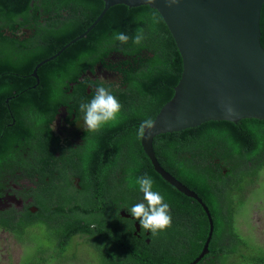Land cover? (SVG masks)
<instances>
[{
    "label": "trees",
    "instance_id": "trees-1",
    "mask_svg": "<svg viewBox=\"0 0 264 264\" xmlns=\"http://www.w3.org/2000/svg\"><path fill=\"white\" fill-rule=\"evenodd\" d=\"M103 8L101 0H0V195L25 202L0 211V230L23 238L33 228L44 231L40 260L29 264H64L81 245L95 252V264H190L208 237L207 216L154 171L140 144L142 121H153L173 96L180 54L148 6H111L70 43ZM259 24L264 49V3ZM116 31L129 36L127 44L112 41ZM137 33L141 45L133 43ZM101 79L120 114L95 132L82 124L73 148L76 138L60 139L51 125L60 108L68 121L82 119L79 103L91 99ZM153 150L211 215L207 253L195 264H264V248L237 227L246 197L261 187L264 120L205 122L156 136ZM144 175L169 204L171 223L154 234L126 211L142 198L137 178Z\"/></svg>",
    "mask_w": 264,
    "mask_h": 264
},
{
    "label": "water",
    "instance_id": "water-1",
    "mask_svg": "<svg viewBox=\"0 0 264 264\" xmlns=\"http://www.w3.org/2000/svg\"><path fill=\"white\" fill-rule=\"evenodd\" d=\"M101 1L104 8L100 15L70 43L82 38L111 6H148L160 14L180 54L182 72L173 96L158 111L150 133L142 131L140 144L154 171L177 191L197 201L207 216L209 233L199 257L190 263L195 264L207 253L213 232L211 215L192 190L160 166L153 140L205 122L264 120V49L259 24L264 0H177L171 6L167 0ZM51 59L35 66L32 75L37 78L38 67ZM225 105L231 106L235 114H226Z\"/></svg>",
    "mask_w": 264,
    "mask_h": 264
},
{
    "label": "clouds",
    "instance_id": "clouds-1",
    "mask_svg": "<svg viewBox=\"0 0 264 264\" xmlns=\"http://www.w3.org/2000/svg\"><path fill=\"white\" fill-rule=\"evenodd\" d=\"M169 6L177 3V0H167ZM144 40L143 33H137L133 38V43L141 45ZM113 42L127 44L129 36L124 32L116 31L112 37ZM104 80L94 87V94L91 99L79 103V111L82 113L83 126L90 131H98L104 126L117 119L121 111V104L113 92L105 86ZM225 112L234 115L231 106L225 105ZM153 121L146 119L142 121L140 130L150 133ZM153 180L144 175L137 178L138 192L142 193V198L131 204L126 211L131 217L139 221L140 226L156 233L164 230L171 223L169 214V204L164 201L160 192L153 190Z\"/></svg>",
    "mask_w": 264,
    "mask_h": 264
},
{
    "label": "rangeland",
    "instance_id": "rangeland-1",
    "mask_svg": "<svg viewBox=\"0 0 264 264\" xmlns=\"http://www.w3.org/2000/svg\"><path fill=\"white\" fill-rule=\"evenodd\" d=\"M258 184L261 187L255 186L257 187L254 189L255 192L248 194L244 207L239 210L237 227L241 235L264 248V170L259 175ZM44 235L41 228L31 229L25 238L0 230V264H29L32 260L39 261L38 251L43 247ZM66 257L64 264H95L96 262L95 252L85 245L69 250Z\"/></svg>",
    "mask_w": 264,
    "mask_h": 264
},
{
    "label": "flooded vegetation",
    "instance_id": "flooded-vegetation-1",
    "mask_svg": "<svg viewBox=\"0 0 264 264\" xmlns=\"http://www.w3.org/2000/svg\"><path fill=\"white\" fill-rule=\"evenodd\" d=\"M59 111L60 114L56 116L55 120L53 121V124L51 125V128L53 129L54 134L62 140L68 138L69 142L70 141L73 142L72 139L75 137L77 142L71 143V146H74L75 144V146L73 147L75 148L76 145L81 142L80 135L82 134V128L80 126L83 124V121L81 119L76 120L75 115H72L68 121L67 117L69 114L66 111V109L60 108ZM55 155L59 156V153H56ZM24 203L25 202L15 197L13 194L6 192L5 194L0 195V211L5 210L12 206L21 208L23 207ZM27 203L28 202H26V204ZM31 210L35 212L36 208H31ZM135 225L138 230L139 228L138 224L136 223Z\"/></svg>",
    "mask_w": 264,
    "mask_h": 264
},
{
    "label": "bare ground",
    "instance_id": "bare-ground-1",
    "mask_svg": "<svg viewBox=\"0 0 264 264\" xmlns=\"http://www.w3.org/2000/svg\"><path fill=\"white\" fill-rule=\"evenodd\" d=\"M110 67V66H109ZM58 104V103H57ZM70 107V106H69ZM70 116V115H69ZM133 174V173H132ZM174 216V215H173Z\"/></svg>",
    "mask_w": 264,
    "mask_h": 264
}]
</instances>
